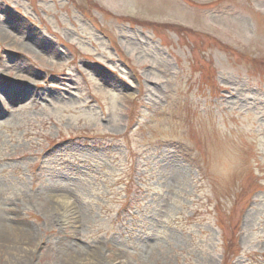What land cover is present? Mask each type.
<instances>
[{"label": "rangeland", "instance_id": "rangeland-1", "mask_svg": "<svg viewBox=\"0 0 264 264\" xmlns=\"http://www.w3.org/2000/svg\"><path fill=\"white\" fill-rule=\"evenodd\" d=\"M0 229V264H264V0H0Z\"/></svg>", "mask_w": 264, "mask_h": 264}, {"label": "bare ground", "instance_id": "bare-ground-1", "mask_svg": "<svg viewBox=\"0 0 264 264\" xmlns=\"http://www.w3.org/2000/svg\"><path fill=\"white\" fill-rule=\"evenodd\" d=\"M12 84H14V85H19L18 83H14V82H13ZM19 87H20V86H19ZM17 89L19 90V88H17ZM20 89H21V92L24 91V89H22V88H20ZM18 95H19V94L17 93L16 96H18ZM61 201H62V202H65V201L67 202V200L64 199V198H62ZM0 231H1V229H0Z\"/></svg>", "mask_w": 264, "mask_h": 264}]
</instances>
